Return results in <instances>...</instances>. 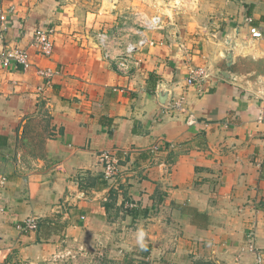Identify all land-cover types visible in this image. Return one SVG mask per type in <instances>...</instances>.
<instances>
[{
	"label": "crops",
	"instance_id": "obj_1",
	"mask_svg": "<svg viewBox=\"0 0 264 264\" xmlns=\"http://www.w3.org/2000/svg\"><path fill=\"white\" fill-rule=\"evenodd\" d=\"M194 1L124 76L95 34L130 14L136 28L155 0H0V264H255L251 235L264 254V38L250 32L264 33V0ZM39 28L55 30L50 58L32 45ZM6 48L31 66L3 68ZM104 150L120 157L118 189ZM29 217L38 229L19 231Z\"/></svg>",
	"mask_w": 264,
	"mask_h": 264
},
{
	"label": "built area",
	"instance_id": "obj_2",
	"mask_svg": "<svg viewBox=\"0 0 264 264\" xmlns=\"http://www.w3.org/2000/svg\"><path fill=\"white\" fill-rule=\"evenodd\" d=\"M191 4H195L194 0H155V6L157 7V13L152 17L143 16L139 24H136V28L129 29L126 25L132 18L141 16L139 14L124 17V24L122 26L115 27L112 32L101 31L95 34V39L98 47L103 53L105 60L112 63L115 66L118 73L124 76H129L138 69L139 62L136 60V55L142 53L147 48L153 45V41L149 34L160 31L164 28L165 19L171 20L174 16L185 11ZM6 14L0 11V37L6 31ZM131 30L134 38H128L122 40L126 35V30ZM253 40L259 41L264 38V33L253 27L250 30ZM55 30L49 29H37L33 35L32 45L36 48L39 55L50 58L54 53V36ZM12 64L21 65L25 68L31 66L30 54L27 50L21 48H6L1 55V65L3 68H9ZM41 78H44V82L49 83L57 74L56 70L46 67L38 68L37 73ZM208 74L203 69L195 71L192 75V80L201 82L206 78ZM184 103V97L180 96L173 101V108L182 110ZM264 124V112L259 117V122ZM160 150L159 145H155L152 148V152L158 153ZM124 155L128 153L124 152ZM98 159L103 166L104 176L106 182L113 189H118L120 186V157L117 152L104 150L99 152ZM6 185V179L0 178V190ZM1 197V194H0ZM5 209L0 207V213ZM18 230L23 233L34 232L38 229V220L33 217H29L22 223L18 224ZM242 252H250L254 255L255 264H264V254L260 248L256 246L253 241V235L242 249ZM67 255H70L68 252Z\"/></svg>",
	"mask_w": 264,
	"mask_h": 264
},
{
	"label": "water",
	"instance_id": "obj_3",
	"mask_svg": "<svg viewBox=\"0 0 264 264\" xmlns=\"http://www.w3.org/2000/svg\"><path fill=\"white\" fill-rule=\"evenodd\" d=\"M226 59L228 61L229 66H231L234 59L232 49L229 50L228 54L226 55ZM222 75L227 77L228 79L232 78L229 73H223ZM170 96H171V91L166 88H163V90L159 92L161 104L164 105L165 107H169V108L171 107Z\"/></svg>",
	"mask_w": 264,
	"mask_h": 264
},
{
	"label": "clouds",
	"instance_id": "obj_4",
	"mask_svg": "<svg viewBox=\"0 0 264 264\" xmlns=\"http://www.w3.org/2000/svg\"><path fill=\"white\" fill-rule=\"evenodd\" d=\"M143 236V233H141V237Z\"/></svg>",
	"mask_w": 264,
	"mask_h": 264
}]
</instances>
